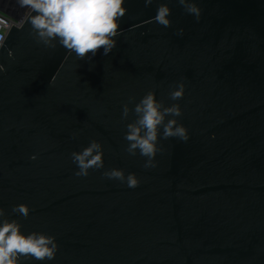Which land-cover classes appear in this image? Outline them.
I'll use <instances>...</instances> for the list:
<instances>
[{"label":"water","instance_id":"obj_1","mask_svg":"<svg viewBox=\"0 0 264 264\" xmlns=\"http://www.w3.org/2000/svg\"><path fill=\"white\" fill-rule=\"evenodd\" d=\"M160 3L171 8L167 28L154 20ZM196 3L199 23L178 0H125L116 47L91 60L38 43L30 14L7 32L0 208L58 246L52 261L21 264H264V0ZM181 81L183 98L170 100ZM149 90L180 105L190 138L160 140L145 169L124 151L134 117L121 113ZM90 140L103 146L104 168L77 177L71 153ZM113 168L139 186L102 175ZM18 205L27 217L12 212Z\"/></svg>","mask_w":264,"mask_h":264},{"label":"clouds","instance_id":"obj_2","mask_svg":"<svg viewBox=\"0 0 264 264\" xmlns=\"http://www.w3.org/2000/svg\"><path fill=\"white\" fill-rule=\"evenodd\" d=\"M21 7L31 10L28 22L37 42L45 47L57 45L71 50L77 57L91 60L102 49L107 56L116 47L119 20L126 13L125 0H18ZM145 7L153 0H144ZM184 12L199 23L202 9L196 0H178ZM171 8L160 3L156 8L154 20L167 28L171 25ZM181 28L177 35L183 36ZM90 54V55H88ZM11 57V53H9ZM5 68L0 65V73ZM185 84L177 82L168 93V98L178 101L183 98ZM129 104L133 107L130 108ZM123 139L127 142L124 151L130 156L137 154L145 158L144 168H155V157L162 152L160 140L176 138L182 142L189 140L188 130L176 119L182 115L180 105L172 103L166 106L157 98L154 91H147L138 102L133 97L122 105L121 119L128 120ZM103 146L96 140L78 152L71 153V160L76 165L77 177H87L89 170L104 168ZM30 159L35 160L36 156ZM102 175L109 180H117L129 188L139 186L135 173L125 175L123 169H110ZM14 214L27 217L29 209L25 205L12 208ZM58 252L55 237L41 232L25 233L16 220L6 217L5 209L0 208V264H21L22 258H31L43 262L52 261Z\"/></svg>","mask_w":264,"mask_h":264},{"label":"built area","instance_id":"obj_3","mask_svg":"<svg viewBox=\"0 0 264 264\" xmlns=\"http://www.w3.org/2000/svg\"><path fill=\"white\" fill-rule=\"evenodd\" d=\"M31 10L21 7L18 0H0V45L11 27H20Z\"/></svg>","mask_w":264,"mask_h":264}]
</instances>
